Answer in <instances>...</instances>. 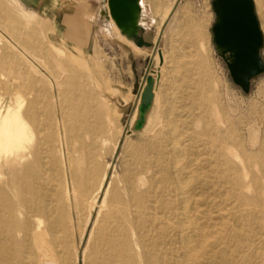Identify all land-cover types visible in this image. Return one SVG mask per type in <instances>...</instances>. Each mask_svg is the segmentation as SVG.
Listing matches in <instances>:
<instances>
[{"label": "rangeland", "instance_id": "374dc122", "mask_svg": "<svg viewBox=\"0 0 264 264\" xmlns=\"http://www.w3.org/2000/svg\"><path fill=\"white\" fill-rule=\"evenodd\" d=\"M212 1L141 0L127 38L106 0H0V106L27 132L0 155V264H96L107 241L111 264H264V71L232 81Z\"/></svg>", "mask_w": 264, "mask_h": 264}, {"label": "water", "instance_id": "95a60500", "mask_svg": "<svg viewBox=\"0 0 264 264\" xmlns=\"http://www.w3.org/2000/svg\"><path fill=\"white\" fill-rule=\"evenodd\" d=\"M215 22L211 28L217 50L227 51V62L232 81L243 92H248L250 80L264 71L260 56L263 36L254 9L253 0H213ZM108 13L120 33L134 38L139 28L141 6L139 0H107ZM155 79L148 76L140 93L137 119L145 123L153 101ZM139 129V127H138Z\"/></svg>", "mask_w": 264, "mask_h": 264}, {"label": "bare ground", "instance_id": "6f19581e", "mask_svg": "<svg viewBox=\"0 0 264 264\" xmlns=\"http://www.w3.org/2000/svg\"><path fill=\"white\" fill-rule=\"evenodd\" d=\"M18 99L16 96L14 105H8L6 108L0 106V155L8 153L19 155V148H22V142L27 136L26 126L22 122V114L19 112L21 103ZM1 103L0 100V105ZM0 174H4V169L0 170ZM105 246L109 248V256L97 255L95 257L97 259L96 264H111L113 261L122 259L120 250H115L111 241L105 242Z\"/></svg>", "mask_w": 264, "mask_h": 264}, {"label": "crops", "instance_id": "0c3cea01", "mask_svg": "<svg viewBox=\"0 0 264 264\" xmlns=\"http://www.w3.org/2000/svg\"><path fill=\"white\" fill-rule=\"evenodd\" d=\"M106 2H107V0H106ZM139 4H142V2H141V0H139ZM107 6V5H106ZM107 8H108V6H107ZM107 11H108V9H107ZM105 12H106V10H105ZM127 40V39H126Z\"/></svg>", "mask_w": 264, "mask_h": 264}]
</instances>
